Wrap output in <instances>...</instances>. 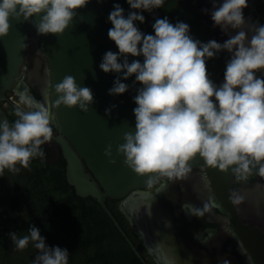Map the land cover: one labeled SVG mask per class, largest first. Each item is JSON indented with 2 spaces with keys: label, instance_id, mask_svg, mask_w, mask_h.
I'll return each mask as SVG.
<instances>
[{
  "label": "clouds",
  "instance_id": "1",
  "mask_svg": "<svg viewBox=\"0 0 264 264\" xmlns=\"http://www.w3.org/2000/svg\"><path fill=\"white\" fill-rule=\"evenodd\" d=\"M88 2L0 0V37L8 34L11 19L22 17L30 21L33 16L39 17L33 24L38 35H62L76 10ZM127 3L131 9L151 12L162 7L165 0H127ZM211 3L213 27L219 26L224 33L235 30L223 43L193 39L188 24H173L167 17L152 24L154 35L144 34L134 21L143 23L145 17L130 11L125 18L119 3L113 5L108 15L112 27L107 35L118 52H105L99 68L105 73L123 72L108 94L125 93L129 86L121 79L133 75L141 85L133 97L135 131H125L124 142L116 146V155H122L123 164L138 175L183 180L191 172L190 162L198 156L204 167L222 172L231 168L238 180H246L253 169L264 177V75H256L264 70V25L244 17L247 0L219 3L211 0ZM222 50L230 54V59L223 82L217 85L209 78L206 60ZM129 54L142 55L143 63L135 59L129 63ZM55 93L57 99L50 108L35 100L26 87L16 92L17 119L11 123L6 118L0 119V176H4L6 169L13 174L21 168L31 171L36 158L45 163L46 153L41 146L50 143L53 137L52 108L76 106L87 112L94 102L91 89L80 87L72 75H65L55 85ZM104 155L110 158L109 163H115L111 144L104 149ZM146 183L151 186L153 178L150 176ZM242 199L233 194L234 203ZM215 206L206 203L204 211ZM27 231L23 236L16 232L8 235L17 250H24L30 243L37 250L31 264H69L67 249L49 247L35 226ZM221 264L229 261L223 260Z\"/></svg>",
  "mask_w": 264,
  "mask_h": 264
},
{
  "label": "water",
  "instance_id": "2",
  "mask_svg": "<svg viewBox=\"0 0 264 264\" xmlns=\"http://www.w3.org/2000/svg\"><path fill=\"white\" fill-rule=\"evenodd\" d=\"M198 1L165 0L162 7L147 12L131 9L127 0H89L84 8L76 10V16L62 35H38L33 24L38 22L39 17L33 16L30 21H24L22 17L20 20L11 19L8 34L0 37V102L10 103L8 92L15 88L20 78L26 54L25 45L32 33L37 36L47 62L50 108L51 103L57 99L55 85L61 82L65 75H72L80 87L91 89L94 102L87 112L76 106L69 108L60 105L52 108L53 122L57 128V135L53 138L58 143L65 161L66 182L73 188L75 195L82 198L91 197L100 205L142 264H147L145 258L110 211L106 204L107 198L123 200L130 218L140 226L139 230L148 242H156L160 236L168 252L163 260L165 264H202V257L186 254L182 249H176L173 245L175 243H171L180 237L173 227L176 216L173 215V201L169 194L167 195V190L154 197L145 194L141 198H132L139 190L155 186L159 177L155 174H136L123 164L122 155H116V146L124 142L122 134L125 131H135L133 109L136 104L133 97L141 85L135 81L133 75L127 80L121 79V82L129 86L125 93L108 94L114 80L123 76V72L105 73L99 68L105 52H118L114 41L107 35L112 27L108 15L113 10V5L119 3L124 9L125 18L130 11L139 12L145 17L143 23L134 21L144 34L154 35L152 24L158 18L167 17L170 23L188 24L189 34L193 39L204 43L209 40L223 43L214 37L209 26L202 20V15L197 9ZM248 9L250 10V7ZM255 9L264 15V0L259 1ZM120 59L122 60V57ZM134 59L143 63L144 58L142 55H128L129 63ZM229 59V53L222 50L214 58L206 60L207 72L213 82L225 71ZM263 72L264 70L257 71L256 75L259 76ZM113 105L115 107H111ZM106 109H110L107 114ZM108 144L112 145L111 158L115 159V163H109L110 158L104 155ZM192 162L202 166L215 202L228 214L234 231L252 259L256 264H264V233L256 227L242 224L232 203L229 194L233 178L231 168L222 172L219 169L204 167L203 160L198 156ZM252 174L257 175L256 169H253L250 175ZM150 176L153 178L151 186L146 183ZM178 215L180 220L184 219L180 211ZM162 226L166 229H162Z\"/></svg>",
  "mask_w": 264,
  "mask_h": 264
},
{
  "label": "flooded vegetation",
  "instance_id": "3",
  "mask_svg": "<svg viewBox=\"0 0 264 264\" xmlns=\"http://www.w3.org/2000/svg\"><path fill=\"white\" fill-rule=\"evenodd\" d=\"M259 1L262 0H247L248 6L243 9V15L252 22L264 25V15L255 9ZM219 2H222V0H218ZM249 7L250 10L248 9ZM197 9L202 15V20L209 26L211 33L220 41L224 42L234 33L235 30L230 29L228 33H224L219 26L213 27L210 16L212 10L211 0H199ZM203 9H208L209 11L204 12L202 11ZM248 34L250 37L252 35L251 31ZM26 45L25 60L20 78L15 88L8 92L10 103L4 102L6 106L2 107L1 104L3 102H0L2 112L6 110L10 114L15 109L18 103L16 92L22 91L25 87L35 100L50 107L48 99V67L37 36L33 33L30 34ZM223 74L224 72L219 75L214 83L217 85L221 84L223 82ZM262 75H264V72L259 76ZM24 110L27 111L28 109L25 108ZM51 126L53 128V136L57 135V128L54 122H52ZM42 146L45 149L47 162L54 163L63 159L59 145L53 137L50 143ZM190 163L191 172L188 173L185 179L170 180L167 177H159L155 186L139 190V193L132 195V198H141L145 194L148 197H154L161 191L167 190V195L169 194V198L173 201V215L176 216L173 227L180 237L174 239L171 243H175L173 244L174 247L182 249L186 254L200 255L202 264H221L223 260L229 261V264H256L242 240L234 231L228 214L215 202L202 166L198 163ZM229 194L238 220L242 224L256 227L264 233V177L252 174L248 175L246 180H238L233 173ZM233 194L243 197L242 201L234 203ZM115 201L118 209V205L124 207L123 209L121 207V211L136 236V243L140 246V250H137L142 253L141 255L146 262L148 260L151 264H165L163 260L168 255V252L160 236L157 237L156 242H148L139 230L140 226H137L136 222L130 218L127 206L122 202L123 200ZM206 203H214L216 206L211 207L209 211H204ZM184 205L185 208L183 207ZM179 211L185 217L182 220L179 219ZM200 213L203 214L200 215ZM139 224L141 225L142 223L139 222ZM162 227L160 228L166 229L164 226Z\"/></svg>",
  "mask_w": 264,
  "mask_h": 264
},
{
  "label": "trees",
  "instance_id": "4",
  "mask_svg": "<svg viewBox=\"0 0 264 264\" xmlns=\"http://www.w3.org/2000/svg\"><path fill=\"white\" fill-rule=\"evenodd\" d=\"M3 113L0 119H17L14 110ZM64 163H49L45 157L42 164L36 158L31 171L21 168L13 174L6 169L0 176V264H31L37 250L31 243L17 250L8 235H27L30 226L40 230L49 247L67 249L69 264H142L100 205L75 195L66 182ZM106 204L140 250L116 201L107 198Z\"/></svg>",
  "mask_w": 264,
  "mask_h": 264
},
{
  "label": "rangeland",
  "instance_id": "5",
  "mask_svg": "<svg viewBox=\"0 0 264 264\" xmlns=\"http://www.w3.org/2000/svg\"><path fill=\"white\" fill-rule=\"evenodd\" d=\"M17 100V99H16ZM17 102H18V100H17ZM1 106L2 107H4V106H6V104L3 102L2 104H1ZM0 116H4V113L2 112V109L0 108ZM119 206V210L121 211L122 209H121V205H118ZM122 212V211H121Z\"/></svg>",
  "mask_w": 264,
  "mask_h": 264
},
{
  "label": "bare ground",
  "instance_id": "6",
  "mask_svg": "<svg viewBox=\"0 0 264 264\" xmlns=\"http://www.w3.org/2000/svg\"><path fill=\"white\" fill-rule=\"evenodd\" d=\"M151 197H152V196H151ZM181 211H182V210H181ZM190 213H191V212H190ZM190 213H189V214H190ZM127 214H128V213H127ZM184 218H185V217H184ZM167 263H169V262L167 261Z\"/></svg>",
  "mask_w": 264,
  "mask_h": 264
}]
</instances>
